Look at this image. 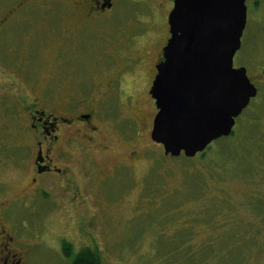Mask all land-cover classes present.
I'll list each match as a JSON object with an SVG mask.
<instances>
[{
	"label": "rangeland",
	"instance_id": "374dc122",
	"mask_svg": "<svg viewBox=\"0 0 264 264\" xmlns=\"http://www.w3.org/2000/svg\"><path fill=\"white\" fill-rule=\"evenodd\" d=\"M81 1L36 0L17 13L0 5V15L12 10L22 20L13 38L0 39V146L7 158L0 180L7 203L22 198L8 211L19 217L21 240L34 244L30 264H71L84 249L102 264H264V0L246 1L234 57L259 93L237 118L229 146L221 153L215 141L203 158L165 156L151 138L158 109L149 80L170 37L171 0H118L107 16L87 22ZM82 93L114 118L97 138L108 149L90 148L81 162L58 161L75 183L44 176L33 209L19 207L29 181L9 175L21 173L12 155L27 154L17 144L29 142V111H69L76 104L59 96Z\"/></svg>",
	"mask_w": 264,
	"mask_h": 264
},
{
	"label": "water",
	"instance_id": "95a60500",
	"mask_svg": "<svg viewBox=\"0 0 264 264\" xmlns=\"http://www.w3.org/2000/svg\"><path fill=\"white\" fill-rule=\"evenodd\" d=\"M246 23V0H174L149 92L158 109L151 138L165 156L194 158L230 136L257 96L247 69L234 66Z\"/></svg>",
	"mask_w": 264,
	"mask_h": 264
},
{
	"label": "flooded vegetation",
	"instance_id": "af4514ba",
	"mask_svg": "<svg viewBox=\"0 0 264 264\" xmlns=\"http://www.w3.org/2000/svg\"><path fill=\"white\" fill-rule=\"evenodd\" d=\"M35 1L36 0H0V5H10L9 7H11V9L14 8V11L17 13L23 7L32 6ZM117 2L118 0L81 1L79 6L83 7L85 12V15H80L82 18L81 22H87L88 20L95 21L98 18L107 16V14L116 8ZM171 2L174 5V0H171ZM16 13L13 14L11 10V13L0 15V39L3 40L4 44H6L10 38L14 37L16 28H18L16 24L22 21L19 19L21 17ZM168 38L169 37L165 39L164 44L159 49L158 59L154 64L155 73L149 80L148 93L150 92L154 78L157 74V65L163 59V49L167 44ZM247 74L251 79L248 70ZM84 91L86 92L87 90ZM89 94L82 93L80 96L71 94H68L67 96L64 95L63 97L59 96L60 101L61 99L66 98L65 101L67 103L76 104V108L71 109L69 107L70 110L63 113L56 111L48 112L45 109L29 111L27 117L29 126H25L24 128L26 131L24 135L27 136L29 142L24 143L23 140H21V142L17 144V149L25 147V149H27V154L22 155V153H20L18 155L16 152L12 155L11 161L20 168L21 173L18 175V178L9 175L10 181L12 182L24 179L20 178L23 174H26L29 181V190L26 189L24 191V195L22 196L25 200L21 201L19 207L27 209L28 206H30L33 209L32 203H34V201L32 199L40 188V179L44 176H58L61 180H64V178L67 179L66 181H69L68 183H75L73 177H70L67 174L70 170L66 167L60 166L58 161L64 162V165H66L65 163L70 164L71 160L79 162L83 156H86L90 152V148L92 149L98 146L100 149H108L109 146L101 141L97 142V138H102L104 133H107V122L109 119L114 118L109 109L108 111H101L98 104H93L95 102L97 103V101L92 99V96ZM56 96L53 94L51 95V98L54 99ZM154 118L155 115L152 118V123H154ZM20 131L21 130L19 129V132ZM134 153L135 152H133V154ZM3 154H5V152L0 146V177L2 175L1 170L6 167L1 168L2 164L5 165L7 159ZM25 157V160L29 161H25ZM22 159L25 162H28V165H25V162L22 161ZM2 172H4V174L6 173L4 170ZM17 173L15 172V174ZM1 180L0 264H30V262L35 261V259H33L34 244L28 239L25 241L22 238L21 240V237L26 235L21 232L19 217L8 211L9 206L16 204L19 200H22V198L12 199L7 203V196L2 194L4 190L2 188L3 181ZM69 191L70 196L72 195L73 197H77L79 194V192L73 190V187L71 188V186ZM26 200L30 201L28 205L23 203ZM14 201H16V203L10 204ZM23 204H25V207H22Z\"/></svg>",
	"mask_w": 264,
	"mask_h": 264
},
{
	"label": "trees",
	"instance_id": "16d2710c",
	"mask_svg": "<svg viewBox=\"0 0 264 264\" xmlns=\"http://www.w3.org/2000/svg\"><path fill=\"white\" fill-rule=\"evenodd\" d=\"M235 134H232L231 137L229 138H221L219 140H217L215 143L218 144L220 146V149L222 147H227L229 146L228 144L230 143V141L233 139ZM233 142V141H232ZM210 147V146H209ZM208 147V148H209ZM222 149H221V153H222ZM205 152L200 153L198 155H200V157H205ZM220 153V154H221ZM225 155L228 157V154L225 152ZM224 156V154H223ZM185 158V157H184ZM230 157H228L229 159ZM64 253L66 254V256L70 257V251L72 250L70 245L65 243L64 247H63ZM71 264H102L100 255L93 251L92 249H84L82 251H80L79 253H77L76 256L72 257V262Z\"/></svg>",
	"mask_w": 264,
	"mask_h": 264
}]
</instances>
